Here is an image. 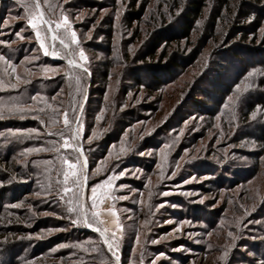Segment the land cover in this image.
Returning a JSON list of instances; mask_svg holds the SVG:
<instances>
[{"label":"rangeland","instance_id":"rangeland-1","mask_svg":"<svg viewBox=\"0 0 264 264\" xmlns=\"http://www.w3.org/2000/svg\"><path fill=\"white\" fill-rule=\"evenodd\" d=\"M227 1L205 0L195 17L188 0H39L45 20L68 15L79 45L65 50L38 22L45 55L31 0H0V54L12 61H0V104L20 96L33 109L0 118V264H264V0ZM73 48L82 76L69 75ZM41 98L68 110L80 153H25L72 134L35 111H51ZM61 155L84 165L72 213ZM94 228L108 229L111 250Z\"/></svg>","mask_w":264,"mask_h":264},{"label":"snow or ice","instance_id":"snow-or-ice-1","mask_svg":"<svg viewBox=\"0 0 264 264\" xmlns=\"http://www.w3.org/2000/svg\"><path fill=\"white\" fill-rule=\"evenodd\" d=\"M24 7L26 10H28V9H34L35 10L33 15L31 16V18L28 20V24L31 26L32 29L35 30L36 39L38 41H40L39 47L44 50L45 55L48 54V50L45 47V43H44V41H45V39H47V37L42 36L41 26H47V29H46L47 32L52 33V35L50 37L51 40L53 42H55L59 39V43L63 46V48L65 50H68L70 47V45L65 42L66 40H70L71 45H76L77 47H79L78 41H77V34L74 30H72L71 22L69 20L68 15H64L63 13H61L60 18L56 21H53L50 19L45 20L43 17V13L40 11L39 0H31V2L26 3L24 5ZM38 22H42L41 26H38ZM53 24H55V27H52ZM61 30H63V33H61ZM16 35L20 36V33L17 32ZM5 43H6V41H0V44H5ZM66 55H68L70 57L68 59L69 75L70 76L72 75V70L76 69V68H79L81 70V76L83 74L87 73V71H88L87 68L84 67L83 64L77 63L76 59L74 58L78 55L80 61L86 60L85 53L82 49L77 53L76 49L73 48L70 51H66ZM33 59H36V57H34ZM0 61H4L9 66H12V61L3 54H0ZM26 71H27V69H26ZM15 72H16L15 67H12V73H10L9 75H14ZM81 76L76 77V83L77 84L80 83ZM16 79L19 80V79H21V77L16 76ZM3 85H4V81L0 80V87H3ZM8 86L12 89L17 88V85L14 83L9 84ZM38 96H39V93L31 96L30 99L32 101H36ZM41 99L43 100V98H41ZM52 99L55 100V97H53ZM43 103H45L46 107L48 109H50L51 111L45 112L44 108H38V109H35V111L43 112L46 116H48L47 123H49V124H55L56 122H58V117L62 116L65 131H70L72 134H71V136H65L64 131H57L55 133H48L49 135L60 136L63 140V143L52 142L48 148H43V147H41L39 149L25 148L24 149L25 153H29L32 151H52V152L59 153L61 148L65 149V150L71 149L73 152L80 153L82 150L75 147V145L72 142L76 139V134L79 132V128H77L75 130L72 129V127H71L72 116H70L68 110L65 109L61 113V112H59L58 108H53V105L48 103L46 100H43ZM5 108L8 112V114L24 113L25 111H32L33 110L27 104V101L23 97H20V96L12 97L7 106L0 104V118H3ZM253 115H255V113H253ZM75 118L77 120L79 119L78 116H76ZM40 122L42 125L45 124L44 120H41ZM15 131L21 132V133H23V132L36 133L38 130L33 128V129H27V130L17 129ZM89 139H91V138H89ZM60 161H61V165H62V185H63V187L61 188L60 191H61V193H63V195H59V199L63 200L64 195L71 193L72 199L67 201V203H68L67 212L72 213L76 210L71 206L73 203V200H75L77 202V204L80 208H83V205L79 204V199H80L79 179H80V174L83 171L84 165L79 160V157H77L75 160H73V159H69L68 156L61 155ZM123 174L124 173L121 172V175H123ZM68 185H71L72 187H69ZM121 187H123V185H121ZM92 196H93V198L96 197L95 188H93V190H92ZM123 198H124L123 196L120 197V199H123ZM95 206H96L95 205V199H93L92 207L94 208ZM109 211L111 212V209H109ZM93 215L95 217L99 216L98 213H94ZM112 215L115 216V213L112 212ZM100 222L103 223V221H100ZM117 226L119 227L118 223H117ZM98 231H99V229H98ZM107 232H108V229L105 228L101 232V235L104 236L105 233H107ZM229 234L231 235V233H229ZM114 238H115V234H113V239ZM153 242H155V241H153ZM104 244H106L110 250L114 246L113 242L110 241L106 236L104 239ZM92 250L97 251V249L95 247ZM160 255H164V254L160 253ZM153 264H154V262H153Z\"/></svg>","mask_w":264,"mask_h":264},{"label":"trees","instance_id":"trees-1","mask_svg":"<svg viewBox=\"0 0 264 264\" xmlns=\"http://www.w3.org/2000/svg\"><path fill=\"white\" fill-rule=\"evenodd\" d=\"M218 1H220V3H224L225 5H226V3H228V1L227 0H218ZM188 3H189V8H191L192 9V11L194 12V14H195V17H196V15L198 16L202 11V7H203V5L205 4V0H188ZM224 5V6H225ZM132 7L133 6H135V1L132 3V5H131ZM40 7H42L43 8V10H44V6H43V4L41 3V6ZM144 8V5L142 6V5H140V7H139V11H137V13H139L142 9ZM130 19V18H129ZM259 24V23H258ZM180 31H181V37H182V39L183 38H187L189 35H190V24L189 23H186V24H182V26H181V28L179 29ZM50 37H51V33H50ZM51 39V38H50ZM165 40V39H164ZM154 43V42H153ZM156 47H155V43L154 44H152V45H150V47L149 48H147L146 50H145V54H142V57H141V60H144V59H151V58H153L154 57V55L156 54ZM178 63L176 62V61H174V60H172V61H170V65H172V66H174V68H176V65H177ZM109 66H111V65H109ZM106 67V66H105ZM144 68H146V66H143ZM108 64H107V67L105 68V69H103L98 75H97V77H99V78H101V79H103V80H105L106 78H107V76H108ZM148 68V67H147ZM139 69H141V68H139ZM153 71H151V72H149L148 73V71H147V73L148 74H150V77L152 78V81L154 82V83H160V78H158V76L156 75V74H154V73H152ZM164 73H166V72H164ZM131 78H134V82H135V84L136 85H143V80H141V77L140 76H133L132 74H131ZM79 93H80V91H81V85H79ZM77 92H78V89H77ZM76 95H77V93H76ZM76 95H75V98H77L76 97ZM74 98V99H75ZM84 110V109H83ZM116 116L112 113V116H111V121H110V125H112L114 122H115V118ZM114 121V122H113ZM110 125L108 126L109 128H110ZM116 126V125H115ZM122 132H123V130H121ZM108 132H109V130H108ZM121 132V133H122ZM109 140V138L105 141H102L105 145H107V144H109L110 142H116L117 141V139H111V141H108ZM99 145H100V143H99ZM105 236L106 235H104L103 236V241H104V239H105ZM107 237V236H106ZM108 238V237H107ZM106 245V244H105ZM106 247H107V245H106ZM108 248V247H107ZM109 249V248H108ZM129 250H130V248L129 247H127L126 245H124L123 247H121V256L122 257H124V256H128V254H129Z\"/></svg>","mask_w":264,"mask_h":264},{"label":"water","instance_id":"water-1","mask_svg":"<svg viewBox=\"0 0 264 264\" xmlns=\"http://www.w3.org/2000/svg\"><path fill=\"white\" fill-rule=\"evenodd\" d=\"M92 230H94V231H96L97 233H99V234H100V236H101V238H102V240H103V236L101 235V232H100V231L96 230L95 228H94V229H92ZM103 242H104V241H103Z\"/></svg>","mask_w":264,"mask_h":264}]
</instances>
